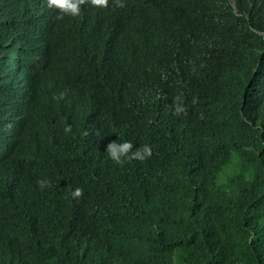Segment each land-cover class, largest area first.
I'll return each instance as SVG.
<instances>
[{
    "label": "trees",
    "instance_id": "16d2710c",
    "mask_svg": "<svg viewBox=\"0 0 264 264\" xmlns=\"http://www.w3.org/2000/svg\"><path fill=\"white\" fill-rule=\"evenodd\" d=\"M80 10L0 0L1 69L40 53L65 78L35 91L52 109L0 89V118L27 125L17 149L0 138L14 168L0 180V264H264V0H82ZM85 109L103 114V145L72 185L61 174L81 154L64 158L49 118ZM123 127L169 134L149 144L151 158L117 164L104 148Z\"/></svg>",
    "mask_w": 264,
    "mask_h": 264
},
{
    "label": "clouds",
    "instance_id": "9594fccd",
    "mask_svg": "<svg viewBox=\"0 0 264 264\" xmlns=\"http://www.w3.org/2000/svg\"><path fill=\"white\" fill-rule=\"evenodd\" d=\"M41 2L47 10L65 17L75 18L81 15L83 11L80 10V4L82 3V0H41ZM88 3L94 8H104L109 4V0H88ZM111 4L115 8H120L123 7V0H111ZM154 26L167 30L165 26L160 24ZM7 62H11V65H9ZM4 64L5 66L2 70L0 66V89L3 87L7 91L13 88L17 89L19 98L23 105L27 102L37 99L35 91L38 89L52 87L55 83L54 81L45 78V76L48 74V59L40 53L39 55H37V53L30 54L19 60H14L12 57L7 56ZM5 72L7 73L5 74ZM103 72L109 73L112 77H114L117 72V67H109V69L108 67H105ZM178 101L179 97L173 98L172 108L173 113L176 115H179L185 111L184 105ZM42 103L45 107L52 109L48 102L42 101ZM85 110L89 119L100 123L95 126V133L86 134V139H82L80 141L74 140L68 136H64L65 133L70 132V129L76 130L77 125L79 124L76 122L73 124L69 122V116L72 113L66 117L64 114L57 113L53 110L52 116L49 118L53 120L57 130L62 134L63 138H65V140H63L62 148L71 150L73 145L74 147L75 145L79 146L74 151L78 154H81V159L79 162L67 165L61 174V176L68 179L72 185L74 182H83L85 180L83 165L93 161L96 158L98 150L101 148L99 145L91 146L88 144V140L92 138L100 139L103 145V139L97 131L101 125L103 114L99 115L98 113H95L91 110ZM26 129V124H15L10 119L0 118V138H6L9 148L17 149L19 139L25 135ZM114 133L115 136L107 142L108 144L105 143L107 145L104 148V154L105 156L107 154L108 158L117 164L123 163L126 160L135 159L142 161L146 158H151L153 151L149 144L159 140L163 135L169 134L166 131L149 132L135 127H123L116 129ZM43 149L44 146L34 148L33 152L35 157H41L43 154ZM0 154V180H9L14 176V168L9 164L8 155L1 143ZM63 156L64 158L68 157L64 153ZM6 170H8V173H6ZM36 185L40 190H43L48 186V180L38 179L36 181ZM80 195L81 189L79 187L69 189V197L71 199L77 198ZM9 218L12 219L10 216ZM108 223L109 235L116 236L117 233L112 232V229L120 224L116 214L109 218ZM9 226L22 239V236L19 233V228H22V226L19 228L15 227L13 224H9ZM119 229L117 232H119Z\"/></svg>",
    "mask_w": 264,
    "mask_h": 264
},
{
    "label": "water",
    "instance_id": "95a60500",
    "mask_svg": "<svg viewBox=\"0 0 264 264\" xmlns=\"http://www.w3.org/2000/svg\"><path fill=\"white\" fill-rule=\"evenodd\" d=\"M2 70V69H1ZM8 72V71H7ZM5 72V74L7 73ZM46 79L54 81V82H58V81H63L65 78L58 73L57 71L51 74H47L45 76ZM11 84V83H10ZM62 88H65L64 85H61ZM37 102H42V101H38L37 99L27 102L25 104H32L34 106H36ZM24 104V105H25ZM41 105V104H39ZM39 107V106H38ZM24 109L27 113L30 114V112H32V110L28 109L26 106H24ZM69 122L70 123H79L77 125V129L76 130H71L68 133H65L64 136H68L71 137L74 140H82V139H86V134H91V133H95L96 129L95 126L98 125L100 122H94L91 119H89L88 114L86 112V110H75L70 116H69ZM68 124V122H67ZM63 140H65V138H63ZM88 144H90L91 146H95V145H99L100 147L102 146V141L100 139H96V138H92L90 140H88ZM69 145V144H68ZM79 146L74 145L72 146V149H65L62 148V152L69 156L71 154L76 155L79 157L78 153H76L74 150H76V148H78Z\"/></svg>",
    "mask_w": 264,
    "mask_h": 264
},
{
    "label": "bare ground",
    "instance_id": "6f19581e",
    "mask_svg": "<svg viewBox=\"0 0 264 264\" xmlns=\"http://www.w3.org/2000/svg\"><path fill=\"white\" fill-rule=\"evenodd\" d=\"M37 55H39V53H37ZM7 63H9V65H11V62H7ZM28 64H29V63H28ZM7 75H8V74H7ZM7 75H6V76H7ZM0 155H1V154H0Z\"/></svg>",
    "mask_w": 264,
    "mask_h": 264
}]
</instances>
